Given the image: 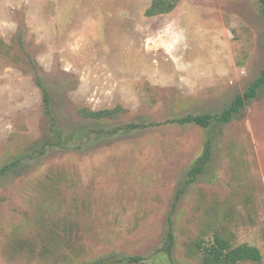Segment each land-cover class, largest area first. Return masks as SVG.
I'll return each instance as SVG.
<instances>
[{
	"label": "rangeland",
	"instance_id": "rangeland-1",
	"mask_svg": "<svg viewBox=\"0 0 264 264\" xmlns=\"http://www.w3.org/2000/svg\"><path fill=\"white\" fill-rule=\"evenodd\" d=\"M151 2L0 0V44L24 58L20 66L0 56V166L40 144L45 132L19 34L66 132L82 126L79 106L122 105L129 110L124 121L147 124L79 150L53 149L4 176L0 264H54L30 262L29 254L10 262L3 249L5 232L27 221V212L29 220L39 213L26 196L32 180L48 170L67 175L69 183L51 192L63 224L76 225L60 258L69 253L87 263L142 256L146 264H201L188 249L217 232L228 233L234 245L258 247L264 257V90L230 123L212 129L170 123L188 114H221L248 89L264 68V18L255 0H182L170 15L147 18ZM212 132L221 143L214 163L187 185Z\"/></svg>",
	"mask_w": 264,
	"mask_h": 264
},
{
	"label": "trees",
	"instance_id": "trees-1",
	"mask_svg": "<svg viewBox=\"0 0 264 264\" xmlns=\"http://www.w3.org/2000/svg\"><path fill=\"white\" fill-rule=\"evenodd\" d=\"M255 1L260 15L264 18V0ZM181 2L182 0H152L145 11V17L157 18L170 15L178 8ZM18 41L23 55L29 61L30 68L28 72L33 75L35 84L39 89L46 125L40 144L31 146L18 154L14 160L0 166V182L4 176L18 171L20 168H27L32 161L45 158L53 149L79 150L93 141L111 139L121 134H129L146 129L147 124L144 122L124 121L129 115V110L122 105L99 110L79 106L77 108V116L83 124L72 132H66L60 127L55 115L52 92L32 54L24 47L22 34H19ZM0 56L8 58L20 66L23 65L24 58L20 54L13 53L12 46H7L5 43L0 44ZM262 90H264V68L248 89L244 93L238 94L232 104L221 114H188L175 117L170 120V123L195 124L205 129H212L210 127L216 123H230L245 106L251 104L253 100L259 97ZM219 139L220 137L215 132H212L206 138L203 151L195 160L194 166L189 173L191 179L187 185L195 182L199 176L203 175L212 166L217 148H221ZM41 168L42 166H37L35 173ZM43 174L41 177L32 180L34 184L32 192L26 196L28 206L39 213L34 219L29 220V212H27V221L14 225V228L11 227L4 234L3 249L6 251L5 256L10 262L14 261L13 259H16V256L20 254H29L30 262L39 263L51 261L54 264H60V262L72 264H146V260L142 256L122 257L119 259L108 257L87 263H82L79 260L75 261L69 253H63L60 258L58 254L62 253L65 243L63 240L69 235L68 232L73 233V227L76 225L70 223L68 227L63 224L64 218L58 216L60 210V206L56 205L58 197L53 196L51 191L55 184L58 188H61L60 185L66 182L69 183V180L66 174L54 172V170H48ZM38 175L40 174H36V177ZM185 188L187 189V186ZM40 191L43 193H40ZM26 227L31 228L32 231L26 234L23 231ZM174 245V235L169 234L167 241L168 251H172ZM70 247L72 248L73 244L67 248L70 249ZM188 251L190 256H197L201 264H260L264 258L261 250L256 246L248 243L234 245L232 237L226 232H217L209 239H198L190 245ZM51 256H53V259H50Z\"/></svg>",
	"mask_w": 264,
	"mask_h": 264
}]
</instances>
